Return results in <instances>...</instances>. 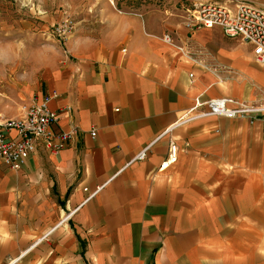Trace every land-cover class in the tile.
<instances>
[{"label": "crops", "instance_id": "0c3cea01", "mask_svg": "<svg viewBox=\"0 0 264 264\" xmlns=\"http://www.w3.org/2000/svg\"><path fill=\"white\" fill-rule=\"evenodd\" d=\"M108 10L25 93L72 135L56 154L37 143L19 170L0 161V264H264V114L158 138L197 100L264 102V66L220 27Z\"/></svg>", "mask_w": 264, "mask_h": 264}, {"label": "rangeland", "instance_id": "374dc122", "mask_svg": "<svg viewBox=\"0 0 264 264\" xmlns=\"http://www.w3.org/2000/svg\"><path fill=\"white\" fill-rule=\"evenodd\" d=\"M204 2H249L264 9V0H113V5L107 0H0V115L19 114L28 103L25 93L33 91L44 68L62 59L63 44L51 31L64 18L72 21V33L97 35L108 7V12H160L183 22L195 4Z\"/></svg>", "mask_w": 264, "mask_h": 264}, {"label": "built area", "instance_id": "2783aa9c", "mask_svg": "<svg viewBox=\"0 0 264 264\" xmlns=\"http://www.w3.org/2000/svg\"><path fill=\"white\" fill-rule=\"evenodd\" d=\"M194 7L192 12L184 17L182 22L184 29L190 31L199 27H220L226 36L251 46L254 61L264 66V9L249 2H238L233 6L220 2H204L195 4ZM73 29L72 21L64 18L52 26L51 34L58 43L64 44ZM171 39L170 34L163 35V40L166 42H170ZM47 100L46 97L40 102L33 101L22 105L19 116L16 118L0 115V161L10 169L19 170L25 158L35 152L37 143H41L44 148L56 154L71 138L70 132L51 130V126L58 121V115L48 109ZM262 114H264V102L250 103L226 96L205 101L197 100L173 126L164 130L158 138L177 126L208 116L253 120L257 115ZM11 132L16 135V138L9 136ZM90 135L95 137L96 131L91 130ZM152 143L136 153L129 163L144 160ZM176 154L177 147L170 141L168 159L163 166L175 162ZM99 189L90 193L85 201L92 198ZM70 214L71 212L66 217Z\"/></svg>", "mask_w": 264, "mask_h": 264}]
</instances>
